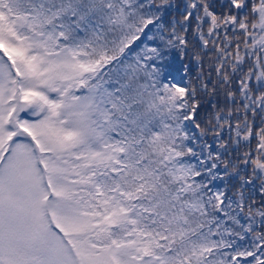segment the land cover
Listing matches in <instances>:
<instances>
[{
    "label": "snow or ice",
    "instance_id": "1",
    "mask_svg": "<svg viewBox=\"0 0 264 264\" xmlns=\"http://www.w3.org/2000/svg\"><path fill=\"white\" fill-rule=\"evenodd\" d=\"M0 264H264V0H0Z\"/></svg>",
    "mask_w": 264,
    "mask_h": 264
}]
</instances>
